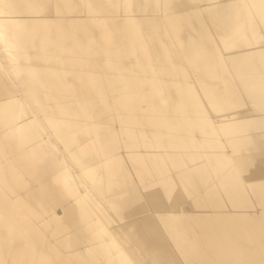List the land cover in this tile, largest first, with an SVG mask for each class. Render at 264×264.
<instances>
[{
    "label": "bare ground",
    "instance_id": "1",
    "mask_svg": "<svg viewBox=\"0 0 264 264\" xmlns=\"http://www.w3.org/2000/svg\"><path fill=\"white\" fill-rule=\"evenodd\" d=\"M0 264H264V0H0Z\"/></svg>",
    "mask_w": 264,
    "mask_h": 264
},
{
    "label": "rangeland",
    "instance_id": "2",
    "mask_svg": "<svg viewBox=\"0 0 264 264\" xmlns=\"http://www.w3.org/2000/svg\"><path fill=\"white\" fill-rule=\"evenodd\" d=\"M116 224V223H115Z\"/></svg>",
    "mask_w": 264,
    "mask_h": 264
}]
</instances>
